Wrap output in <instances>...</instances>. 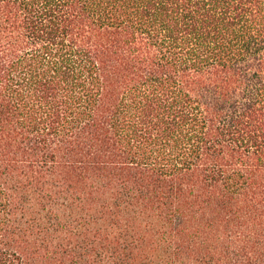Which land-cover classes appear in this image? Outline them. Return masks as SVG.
I'll list each match as a JSON object with an SVG mask.
<instances>
[{"label":"trees","instance_id":"trees-1","mask_svg":"<svg viewBox=\"0 0 264 264\" xmlns=\"http://www.w3.org/2000/svg\"><path fill=\"white\" fill-rule=\"evenodd\" d=\"M0 264H264V0H0Z\"/></svg>","mask_w":264,"mask_h":264}]
</instances>
